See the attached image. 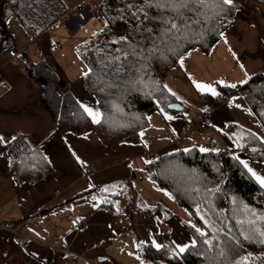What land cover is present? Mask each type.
<instances>
[{
	"label": "crops",
	"instance_id": "0c3cea01",
	"mask_svg": "<svg viewBox=\"0 0 264 264\" xmlns=\"http://www.w3.org/2000/svg\"><path fill=\"white\" fill-rule=\"evenodd\" d=\"M83 1L63 0L65 11L59 20L38 36L25 29L16 16L8 21L16 50L0 57V264H153L142 254L141 244H166L179 253L177 246L186 248L194 243L183 222L187 221L183 211L179 215L172 207V197L165 202L169 206L162 199L152 202L139 194L133 201L123 196L118 201L119 211L100 205L95 189L137 178L143 158L153 160L185 147L235 151L248 168L264 176V161L255 160L253 153L242 148L238 150L242 134L227 130L229 124H238L260 137L261 132L264 134L242 95L234 93L226 102L210 106L200 94L212 92L197 87L209 85L217 93L219 85L243 86L253 75L264 73V0H245L232 26L210 52L196 49L168 72L165 85L184 110L155 111L139 138L113 145L104 144L94 131L57 133V123L23 63V51L34 61L42 54L61 79L62 90H70L83 108L100 114L95 97L81 79L88 67L79 54V59L75 57L78 40L69 49L71 57L63 46L55 50L57 57L50 51L52 28ZM11 21L16 32L10 27ZM91 32L80 33L79 41L96 33ZM213 106L217 108L211 110ZM207 111L211 112L210 120L194 125V120ZM18 135L39 147L51 164L50 172L40 180L17 181L13 177L6 144ZM141 198L146 212L137 209ZM160 203L171 213L160 208ZM8 221L15 223L24 243L4 227ZM245 263L264 264V252L247 255Z\"/></svg>",
	"mask_w": 264,
	"mask_h": 264
},
{
	"label": "trees",
	"instance_id": "16d2710c",
	"mask_svg": "<svg viewBox=\"0 0 264 264\" xmlns=\"http://www.w3.org/2000/svg\"><path fill=\"white\" fill-rule=\"evenodd\" d=\"M244 1L223 5L207 0L179 7L172 0H95L106 22L93 36L79 42L76 51L88 67L81 79L96 99L100 123L93 122L70 90H62L61 79L45 56L40 54L34 61L23 51L24 67L38 85L57 123V133L94 131L106 145L129 142L149 126L153 112L185 109L165 85L168 72L196 49L210 52L232 26ZM64 11L63 0H0V57L16 50L15 36L8 27L11 17L16 16L25 29L38 36ZM117 28L123 34H118ZM234 93L242 95L264 128V73L253 75L243 86L219 85L217 95L204 92L200 96L211 106L226 102ZM227 130L240 132L245 144L242 149L256 147L253 158L264 161L263 138L238 124H229ZM6 147L17 181L34 182L50 172L45 154L25 136L12 138ZM146 171L189 211L194 222L182 220L195 240L183 253L166 244L160 248L141 244L140 250L150 262L246 264L247 255L264 252V187L235 151L179 148L147 162ZM125 184L119 181L95 189L100 205L119 211ZM138 203L137 209L146 212L143 198ZM159 207L171 213L164 204Z\"/></svg>",
	"mask_w": 264,
	"mask_h": 264
},
{
	"label": "rangeland",
	"instance_id": "374dc122",
	"mask_svg": "<svg viewBox=\"0 0 264 264\" xmlns=\"http://www.w3.org/2000/svg\"><path fill=\"white\" fill-rule=\"evenodd\" d=\"M74 1V0H72ZM86 3H90L92 5L91 0H85ZM11 21V25L10 27L15 30L16 29L15 26L12 25ZM105 18L101 15V13L96 14L94 18L90 19L89 21H87L82 28L79 30H76L75 32H71L69 27L67 26V24L65 23V19H63L61 22L57 23L54 28H52L51 32L53 34V40L50 43L51 44V48L50 51L53 52L54 56L57 57L59 56V52H56L59 50L60 47L63 46L66 52V54L68 56L71 57V55H69V49H71V47H73V43L78 40V42L83 41L84 39H82L81 41H79L78 35L86 30H92V34L97 32L98 30H100L104 24H105ZM116 32L118 34H123V30H121V28H117ZM90 33V34H91ZM55 34V35H54ZM59 44V45H58ZM58 45V46H57ZM58 49V50H56ZM56 50V51H55ZM75 57H78V53L76 54ZM87 72V71H86ZM261 137H263L264 139V134L261 132ZM240 146L241 148H244L245 144L242 141V138L240 139ZM187 146V145H186ZM188 148V147H185ZM257 148L253 147L251 151V153H254V151H256ZM149 160V159H148ZM147 160V158H143L142 161V167L140 170L137 169V178H133L129 181L126 182L125 186H124V200H129V201H133L135 197V194H139V195H143L144 197L148 198L149 201H155V200H160L162 199L163 202H169L168 199H170V197H172L173 199V204L172 207L175 208V210L177 211V213L179 215H182L183 211V218H186L188 222H194L193 217L190 215V213L188 212V210L179 205L178 202L175 200V198L172 196V194L167 191L166 189L162 188L158 183H156L155 181H153L147 174L146 171V164L147 162H149ZM166 204V203H165ZM168 205V204H166ZM169 206V205H168Z\"/></svg>",
	"mask_w": 264,
	"mask_h": 264
},
{
	"label": "built area",
	"instance_id": "2783aa9c",
	"mask_svg": "<svg viewBox=\"0 0 264 264\" xmlns=\"http://www.w3.org/2000/svg\"><path fill=\"white\" fill-rule=\"evenodd\" d=\"M99 13H101V10L93 1L92 5L83 1L79 4L76 10L67 12L65 23L67 24L71 32H75L76 30L81 28L87 21L94 18L95 15ZM212 108L213 109L211 110H215L217 106H213ZM210 115V111L203 113L201 117L194 120V125L208 122L210 120ZM4 227L15 233V236L20 244L25 242L23 236L19 232H17L15 223L10 221L5 222ZM163 229L165 230V232H168V229L166 227H163Z\"/></svg>",
	"mask_w": 264,
	"mask_h": 264
},
{
	"label": "snow or ice",
	"instance_id": "6c2138e0",
	"mask_svg": "<svg viewBox=\"0 0 264 264\" xmlns=\"http://www.w3.org/2000/svg\"><path fill=\"white\" fill-rule=\"evenodd\" d=\"M189 2H195V3H207V0H172V3L174 6H179V7H187ZM219 4H223V5H232L233 4V0H218ZM172 27L175 28L176 25L172 24ZM197 87L201 90V91H211L213 95H217V93L215 92V89L211 88V86L209 85H204V84H197ZM232 87H235V85H232ZM84 111L88 113V115H90L93 119V121L95 123H100V119H99V113L97 112H93V110L89 107H84ZM169 119H171V117H169ZM3 138L0 137V142H2ZM201 151H207V149H201ZM241 163L244 164V167L248 169L249 172L252 173V175L256 178L257 181H259V183L264 186V176H259L257 175L255 172L252 171L251 168H248V165L246 162L241 161ZM194 227V226H193ZM197 231H200L199 229H197ZM201 235H204L203 232H201ZM262 235H264V233H262ZM210 243V242H209ZM155 247L160 248L161 245L156 244ZM179 249V253H183L185 252L186 248L184 246H177Z\"/></svg>",
	"mask_w": 264,
	"mask_h": 264
}]
</instances>
